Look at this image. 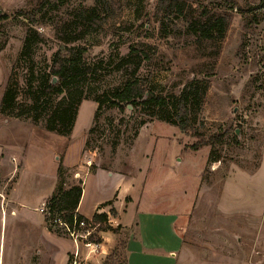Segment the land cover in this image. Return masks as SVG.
Here are the masks:
<instances>
[{
    "label": "rangeland",
    "instance_id": "rangeland-1",
    "mask_svg": "<svg viewBox=\"0 0 264 264\" xmlns=\"http://www.w3.org/2000/svg\"><path fill=\"white\" fill-rule=\"evenodd\" d=\"M42 1L0 0V102L29 28L45 38L35 55L44 70L65 46L61 35H79L73 23L80 9L96 7V0H67L59 8L49 3L34 25L29 14ZM184 1L190 18L229 16L219 45L199 46L184 15L156 16L158 0H114L115 17L104 28L68 45L85 47L89 61L114 59L79 85L85 100L71 137L0 115V264H13L14 231L21 256L36 237L37 229L18 222L22 216L12 218L11 210L42 222L44 214L34 208L55 191L64 152L80 145L84 167L65 174L66 187L82 182L75 176L79 171L104 173L85 181L81 209L88 216L96 199L117 190L125 194V205L133 204L130 213L138 219L136 231L128 233L133 264H264V0ZM132 46L148 47L152 61L143 62L140 54L135 61H142L138 76L155 93H179L190 79L209 82L194 128L207 138L221 136V142L195 152L197 137L149 115L157 109L141 106L121 111L106 104L94 121L93 100L110 96L130 77L131 69L115 67ZM165 112L177 119L169 108ZM113 217L110 225L117 227ZM120 233L125 239L127 232ZM84 250L78 264H104Z\"/></svg>",
    "mask_w": 264,
    "mask_h": 264
},
{
    "label": "trees",
    "instance_id": "trees-1",
    "mask_svg": "<svg viewBox=\"0 0 264 264\" xmlns=\"http://www.w3.org/2000/svg\"><path fill=\"white\" fill-rule=\"evenodd\" d=\"M66 1H42L41 7L29 14L31 23L34 25L38 23V14L49 3L54 8H59ZM116 8L117 4L114 0H96V7L80 9L76 21L73 23L79 27V35L76 37H70L66 33L61 35L65 46L52 54L51 64L44 70L37 68L35 55L36 46L43 43L45 38L34 27L29 28L7 81L0 102V115L8 119L30 121L36 126L43 125L50 133L66 138L71 137L80 106L85 100L84 90L79 89V85L100 72L99 70L104 68V64L111 66L114 59L110 57L108 62L103 60L89 61L85 47H68V45L104 28L115 17ZM186 10L187 3L184 0H158L156 16H163L168 11L176 12L181 16L184 15L182 20L186 24L185 27L196 38L199 46L204 47L207 44L217 46L225 39L230 24L229 16L203 17L202 15L201 18H190L185 15ZM164 29H166V25L163 23L162 30ZM147 49L132 46L129 54L117 62L115 70L129 71L131 69L130 77L122 87L116 88L110 96L103 94L93 100L97 103L94 121L99 119L106 104L121 111H125L129 106L134 108L141 106L144 109H157V113H150L149 115L178 126L183 131L190 132L197 137L199 140L191 146L195 152L221 142V136L214 135L207 138L194 128L193 115L203 109L209 82L197 78L190 79L179 93H155L148 85V80L138 76L142 68V61H152ZM138 54H140L142 61H135ZM54 78L57 79L56 83H53ZM167 108L177 119H173L168 114L165 115ZM67 172L62 161H60L57 189L46 201L50 210V216H45L48 229L54 233L63 232L59 226L53 223L57 215L61 216L70 227L76 224V228H78L81 221H86L87 226L84 230L98 226L97 233L112 232L119 234L120 227L114 228L110 225L107 213L96 212L92 219H87L78 213L83 195V182L66 187L64 176ZM111 204L112 201L104 203L99 209ZM115 213L112 208L111 214L114 215ZM97 241L101 243V237ZM126 248L127 242L120 240L112 254L105 259L104 264H124Z\"/></svg>",
    "mask_w": 264,
    "mask_h": 264
},
{
    "label": "crops",
    "instance_id": "crops-1",
    "mask_svg": "<svg viewBox=\"0 0 264 264\" xmlns=\"http://www.w3.org/2000/svg\"><path fill=\"white\" fill-rule=\"evenodd\" d=\"M84 149V145H80L79 148L75 151H72L70 149V147L64 152V158L62 161V164L64 166V168L70 172L71 169L73 168H82L84 167L82 164H80L81 158H82V152ZM77 153V154H76ZM76 154V156H75ZM59 167V164H58ZM58 167L56 170V176L58 177ZM78 174L80 175V178L82 179L83 182V195L81 198V202L78 208V213L81 214L83 217L87 218V219H92L93 215L96 212L99 213H107L109 215V219L110 217L113 215L110 213L109 208H114L117 210L118 212V216H116L117 218H112L114 221H116L117 224L121 231L127 232L125 239H123V237L121 236L122 233L119 234H114L112 232H100L99 236L101 237L102 241H101V246H100V252H98L96 255L97 257L95 258V261L99 260L100 262H104L105 259L112 254V252L114 251L115 247L117 246L118 242L120 240H125L127 242V248L125 251V256H126V261L127 264H133L132 262V254H131V250H130V241H128L129 237H128V233L129 230L135 232L138 224V219L136 218V215H133L130 213V206L133 205L132 203H128L127 206L125 205L124 201H125V194L122 195L120 190L115 191V194H112L113 196L104 200V199H96L94 201V212L91 216H88L87 214L82 212L81 206L83 203V199L85 197V181L87 178H89L90 176H94V177H98V175L104 174L101 171L95 172V173H90V172H83V176H81L80 171L78 172ZM106 175V174H105ZM58 186V184H57ZM57 189V187H56ZM55 189V191H56ZM54 191V192H55ZM53 192V193H54ZM53 195V194H52ZM47 196V197H42V201L40 204V207L52 196ZM115 197V198H114ZM117 198V200H116ZM115 199V201H114ZM109 201H112V204L106 207H103L101 209H99V207L101 205H103L104 203H107ZM122 205V208H120ZM113 208V209H114ZM35 210H38L40 208L35 207ZM11 215L12 218L18 217V216H22V219L18 222H21L22 224H29L27 226L32 228V232L35 230L34 228H36V233H32V235H36V237L32 238L31 241H28L27 243V250L24 253V255H20L19 254V250L21 249L18 245L20 239H18V237H16L15 231L14 236L10 238L11 241V253H10V257H11V263L13 264H78L77 263V259L74 256V252L76 249L75 244L68 239L65 238H61L58 235H56L54 232L50 231L47 227V224L45 222V215H44V219L42 222H37L38 224H36L33 221H27L25 219V211L23 214H21L20 212L16 211L15 209L11 210ZM177 217L179 218V216L177 215ZM110 223V220H109ZM179 223H180V219H179ZM112 226V225H111ZM117 226V227H118ZM113 227V226H112ZM114 227V228H117ZM101 233H103V235H101ZM180 242L182 244V237H180ZM185 242V240L183 241ZM180 244V246H181ZM185 245V243H184ZM80 251H81V255L84 254L83 251L84 247L80 246ZM172 255L174 256V252L172 251ZM134 263H136V260H134ZM146 263H148V261H146Z\"/></svg>",
    "mask_w": 264,
    "mask_h": 264
},
{
    "label": "built area",
    "instance_id": "built-area-1",
    "mask_svg": "<svg viewBox=\"0 0 264 264\" xmlns=\"http://www.w3.org/2000/svg\"><path fill=\"white\" fill-rule=\"evenodd\" d=\"M76 177H80L79 174L75 175ZM40 212H42L45 216H50V210L48 207V204L45 202L41 207H40ZM54 225H57L60 227V229L63 231L62 233H56L61 238H65L68 240H71L75 246V252L74 256L77 259L80 254V246H83L84 249L87 251V255L91 256L92 254H97L100 252V246L101 243L98 240L99 233H97L96 228L93 229H86V221H81L79 223L78 228H76V224L73 227H70L67 222H65L61 216H55L53 220Z\"/></svg>",
    "mask_w": 264,
    "mask_h": 264
},
{
    "label": "water",
    "instance_id": "water-1",
    "mask_svg": "<svg viewBox=\"0 0 264 264\" xmlns=\"http://www.w3.org/2000/svg\"><path fill=\"white\" fill-rule=\"evenodd\" d=\"M56 82H57V79L54 78V79H53V83H56ZM129 108H131V106H129Z\"/></svg>",
    "mask_w": 264,
    "mask_h": 264
}]
</instances>
